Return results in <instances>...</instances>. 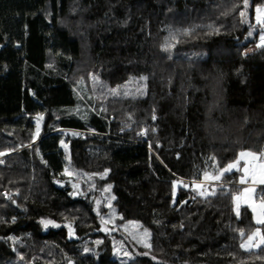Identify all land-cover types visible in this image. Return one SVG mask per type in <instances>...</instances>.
<instances>
[{
    "label": "trees",
    "instance_id": "obj_1",
    "mask_svg": "<svg viewBox=\"0 0 264 264\" xmlns=\"http://www.w3.org/2000/svg\"><path fill=\"white\" fill-rule=\"evenodd\" d=\"M261 5L0 0V264H264L218 180L264 152Z\"/></svg>",
    "mask_w": 264,
    "mask_h": 264
},
{
    "label": "rangeland",
    "instance_id": "obj_2",
    "mask_svg": "<svg viewBox=\"0 0 264 264\" xmlns=\"http://www.w3.org/2000/svg\"><path fill=\"white\" fill-rule=\"evenodd\" d=\"M257 9H261V12H257ZM255 22L256 24H261L262 26H264V5L258 6L255 8ZM261 36H264V33H262L259 37V41H258V46H264V43L261 42ZM43 116H38L35 121L36 124L38 126L37 128V135H39L40 131H41V127H42V123H43ZM241 153H245L244 156H241ZM238 158L233 161L231 164L229 165H233V167L229 168L228 166L225 168L227 169V172H239L240 175V183L241 180H243L244 182H254V183H260L261 179H264V155H260L261 153H256L253 151H242ZM247 153H254L256 154L255 157L251 156V155H247ZM2 154V153H1ZM7 156V155H6ZM224 169V170H225ZM245 169H247V171H245ZM219 180V179H218ZM209 183L212 182L208 181ZM216 184V183H215ZM244 184V183H242ZM205 188L203 189L204 191L207 190V187L204 186ZM196 188L201 191L202 187L201 186H196ZM203 192V191H201ZM206 193V192H204ZM259 191L257 193V198L260 199V197L258 196ZM111 200L107 199L106 202H110ZM105 202V203H106ZM109 222V221H108ZM54 225V224H53ZM131 229L130 232H125V237L127 239H129L130 241H139V243H141L142 246H148V233L144 230H142L141 228H139V226L135 225H131ZM258 238H254L251 241H247L246 243H244L243 247L246 250H249L251 248L256 249L258 247V243H257ZM124 244V240L123 238H120L119 240H115L114 243V249L112 250L113 253L117 254L118 257L123 258L125 261L130 260L131 258H133L135 256V254L131 251H128L124 248L123 246Z\"/></svg>",
    "mask_w": 264,
    "mask_h": 264
},
{
    "label": "crops",
    "instance_id": "obj_3",
    "mask_svg": "<svg viewBox=\"0 0 264 264\" xmlns=\"http://www.w3.org/2000/svg\"><path fill=\"white\" fill-rule=\"evenodd\" d=\"M227 170H223L219 175L218 179L221 178L224 174H227ZM242 189L239 191V196L236 198L237 205L242 207H247L253 214L254 221L256 225L261 226L263 224L257 223V219L262 218L264 214V201H261L257 198L258 189L264 187V183H254V182H243L244 184L238 182ZM251 190V191H246ZM255 208V211L253 210ZM260 235H257L258 246L263 245L264 241L261 239Z\"/></svg>",
    "mask_w": 264,
    "mask_h": 264
},
{
    "label": "snow or ice",
    "instance_id": "obj_4",
    "mask_svg": "<svg viewBox=\"0 0 264 264\" xmlns=\"http://www.w3.org/2000/svg\"><path fill=\"white\" fill-rule=\"evenodd\" d=\"M245 5H247V0H245ZM261 9H257V12H261ZM241 15H243V13H241ZM261 42L264 43V36H261ZM245 153H241V156H244ZM247 155H251L253 157L256 156V154L254 153H247ZM260 155H264V153H261ZM229 168L233 167V165H229ZM227 169H225L226 171ZM245 171H247V169H245ZM244 181L241 180V183H243ZM260 183H264V179H261ZM246 191H251V190H246ZM262 201H264V197H261ZM255 211V208L253 209ZM257 223L259 224H264V214H262V218L257 219ZM241 236L244 235L243 231L241 230ZM257 235H260V230L256 229V231L254 233H252L250 236L247 237L248 241L253 240ZM262 241H264V236L261 237ZM243 246V245H242Z\"/></svg>",
    "mask_w": 264,
    "mask_h": 264
},
{
    "label": "built area",
    "instance_id": "obj_5",
    "mask_svg": "<svg viewBox=\"0 0 264 264\" xmlns=\"http://www.w3.org/2000/svg\"><path fill=\"white\" fill-rule=\"evenodd\" d=\"M140 138H141V140H145V139L147 138V134H146L145 131H143V132L140 134ZM158 147H159V145H158ZM5 157H6V155H1V154H0V165H1V166H4V165H5ZM223 184H225V183H223ZM227 184H233V183L231 182V183H227ZM233 196H234L235 198H237V197L239 196V192H234V193H233ZM258 196L260 197L261 194H258Z\"/></svg>",
    "mask_w": 264,
    "mask_h": 264
},
{
    "label": "water",
    "instance_id": "obj_6",
    "mask_svg": "<svg viewBox=\"0 0 264 264\" xmlns=\"http://www.w3.org/2000/svg\"><path fill=\"white\" fill-rule=\"evenodd\" d=\"M58 186H59V187H62V186H63V184H61V183H58ZM68 264H73V263H72V261H70Z\"/></svg>",
    "mask_w": 264,
    "mask_h": 264
},
{
    "label": "bare ground",
    "instance_id": "obj_7",
    "mask_svg": "<svg viewBox=\"0 0 264 264\" xmlns=\"http://www.w3.org/2000/svg\"><path fill=\"white\" fill-rule=\"evenodd\" d=\"M120 134H121V132H120Z\"/></svg>",
    "mask_w": 264,
    "mask_h": 264
}]
</instances>
